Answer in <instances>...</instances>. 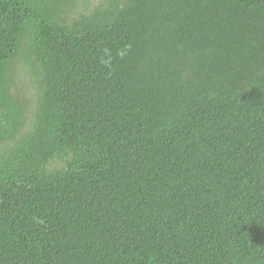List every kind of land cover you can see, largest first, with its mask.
Instances as JSON below:
<instances>
[{
    "label": "trees",
    "instance_id": "obj_1",
    "mask_svg": "<svg viewBox=\"0 0 264 264\" xmlns=\"http://www.w3.org/2000/svg\"><path fill=\"white\" fill-rule=\"evenodd\" d=\"M0 264H264V0H0Z\"/></svg>",
    "mask_w": 264,
    "mask_h": 264
}]
</instances>
